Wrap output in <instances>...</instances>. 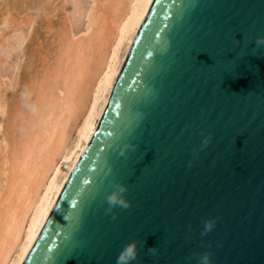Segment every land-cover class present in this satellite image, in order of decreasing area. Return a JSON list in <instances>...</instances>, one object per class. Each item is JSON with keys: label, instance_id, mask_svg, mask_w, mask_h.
<instances>
[{"label": "water", "instance_id": "1", "mask_svg": "<svg viewBox=\"0 0 264 264\" xmlns=\"http://www.w3.org/2000/svg\"><path fill=\"white\" fill-rule=\"evenodd\" d=\"M258 37L264 0H152L22 264H264Z\"/></svg>", "mask_w": 264, "mask_h": 264}, {"label": "bare ground", "instance_id": "2", "mask_svg": "<svg viewBox=\"0 0 264 264\" xmlns=\"http://www.w3.org/2000/svg\"><path fill=\"white\" fill-rule=\"evenodd\" d=\"M151 1L90 0L83 12V28L77 31L66 16L55 29L47 20L53 51L49 55L38 50L39 61L34 65L28 58L26 66L32 73L23 82V90L29 100L25 104L18 96L10 101L9 113L10 104L1 90L11 91L13 83L1 81L0 76V128L5 126L0 142V264H22L100 119ZM7 9L0 11V24L11 23L14 32L22 31L24 20L34 21L31 12L24 19L23 15L13 17Z\"/></svg>", "mask_w": 264, "mask_h": 264}, {"label": "rangeland", "instance_id": "3", "mask_svg": "<svg viewBox=\"0 0 264 264\" xmlns=\"http://www.w3.org/2000/svg\"><path fill=\"white\" fill-rule=\"evenodd\" d=\"M31 1L29 0L27 2V0H25V2H27V3H25V5L27 4V7H28L27 8L23 3L24 0H23V2H22V0H16L15 1L16 3L14 2V0H11V1L10 0H7V1L2 0V2L0 0V11L1 12L8 8L9 11L12 13L13 17H18V18L24 17V19L25 18L28 19L27 13L29 14L31 12L32 18L34 20L32 22V24H27V20H24V23L19 28V31L22 30L20 32H18V30L16 32H14L13 29H11V28H13V25L11 23L5 24V25L0 24V36L2 39V40H0V76H1V81H7L8 80L11 82V84L13 83V89L11 91H9V90L6 91L4 89L1 90V92L5 91L4 92L5 94L2 93V95L7 99L8 103L10 104V105H8L9 107L7 109V113L10 112L11 107L13 106V105L11 106V102L15 101L18 98V96H19V98L20 97L22 98V99L21 98L20 99L25 104L29 100L27 97L26 91L23 90V84H24L23 82H26V80H28V77L32 73L31 68L27 69V66H26V63L29 62L28 58L32 57L31 63L34 65L39 61V59H38L39 57H36L38 55L37 54L38 50L42 54L46 53V51H47V53L49 52L48 53L49 55H51L50 53L53 51L52 48L54 46V43H52V39H51V35H50L51 32H47V29H46V25L48 22L47 20H49V23L55 29L61 23L62 18L64 16H66L68 18L69 24L71 25V28L74 31H77V30L83 28V25H84V13L83 12H84L85 8L90 3V0H62V1L50 0V2H47L46 0L45 1L44 0L43 1L31 0ZM34 1H35V3H34ZM5 2H7V4ZM30 2H31V5L28 4ZM40 3L42 5H40ZM55 3H56V5H55ZM22 4L26 7L25 8L26 10L24 9V6ZM11 5H12L11 8H15V10L14 9L11 10V8H9ZM20 5H21V7H23L22 9L20 7L18 8V6H20ZM32 5L34 7H32ZM7 6H9V7H7ZM42 6L45 7V9ZM58 6H61L62 9H60V7H58ZM48 7H50V9H48ZM17 8L19 11L17 10ZM39 8H41V9H39ZM77 8H78V12H76ZM27 9H29V10H27ZM21 11H22V13H20ZM1 12H0V14H1ZM22 15H23V17H22ZM23 32H25V35L27 34V36L24 35V37L22 38V36L24 34ZM10 33H12V34H10ZM2 35L3 36L6 35V36H4L2 38ZM22 39H24V40H22ZM11 42H12V44H11ZM13 45H15V46H13ZM31 52H32L33 56L30 54ZM29 55H31V56H29ZM27 74H28V76H27ZM16 83H17V85H15ZM15 86H18V90ZM14 87H15V89H14ZM23 92H25V93H23ZM4 127L0 128V142L3 138L2 132H3V130H5Z\"/></svg>", "mask_w": 264, "mask_h": 264}, {"label": "clouds", "instance_id": "4", "mask_svg": "<svg viewBox=\"0 0 264 264\" xmlns=\"http://www.w3.org/2000/svg\"><path fill=\"white\" fill-rule=\"evenodd\" d=\"M257 46L264 45V37H258L256 39ZM207 140L204 141L202 147L206 146ZM127 191V188L123 184H115L114 190L107 196V201L109 204V210L114 207H121L127 209L130 207V202L126 199L124 193ZM211 223L206 222L205 230L211 229ZM137 256V246L133 241L127 244L121 251L120 255L117 257V264H131V261L135 260ZM210 257L205 254L200 258V264H209Z\"/></svg>", "mask_w": 264, "mask_h": 264}]
</instances>
